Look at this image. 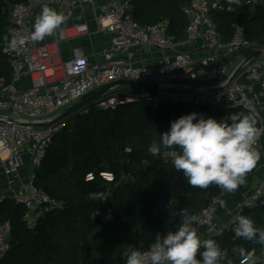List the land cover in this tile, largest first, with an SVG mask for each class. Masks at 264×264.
Masks as SVG:
<instances>
[{
  "label": "built area",
  "instance_id": "obj_1",
  "mask_svg": "<svg viewBox=\"0 0 264 264\" xmlns=\"http://www.w3.org/2000/svg\"><path fill=\"white\" fill-rule=\"evenodd\" d=\"M6 1L11 27L4 53L12 69V79L7 84L0 79V206L6 199L23 206L27 226L35 227L48 210L64 207L36 183V168L44 160L54 136L66 123L52 122L65 109L105 84L137 80L157 85L160 91L150 99L155 104L241 108L256 116L259 135L255 146L263 140L262 93L255 90L253 84L257 81L264 90L260 71L264 41L247 39L244 28L238 23L234 24L231 39L225 41L214 18V13L230 12L243 0H193L183 9L187 28L182 41H176L169 33L167 22L149 26L136 23L131 16L132 0ZM258 2L248 0L247 4ZM44 5L63 13L66 21L42 41L13 47V39L28 37L33 31L35 18ZM86 7L93 13L95 28L88 18H83ZM92 34H104L110 39L97 53L98 58L92 59L80 48L72 49L68 57L63 55V42ZM143 53L157 56L153 61H142ZM234 57L239 59L235 61ZM243 62L237 77L227 85L235 68ZM216 79L222 80L216 90L196 84ZM118 87L124 88L119 91L124 97L120 103L115 91ZM118 87L95 105L109 109L138 100L135 93L126 91L127 86ZM178 152V149L165 150L162 158L173 164ZM102 175L107 181H114L112 173ZM92 177L89 175L90 179ZM217 188L218 193L210 197L206 207L191 216L197 232L208 228L209 223L216 227L219 213L232 212L228 206V191ZM263 196L264 177L251 193L237 200L231 219L217 228L218 233L229 232L236 218L245 209L256 207ZM11 237L10 222H0V260L11 250ZM226 253V249L221 248L222 259L218 264H228ZM261 253L264 254V250ZM244 263L264 264V255L250 256Z\"/></svg>",
  "mask_w": 264,
  "mask_h": 264
},
{
  "label": "trees",
  "instance_id": "obj_2",
  "mask_svg": "<svg viewBox=\"0 0 264 264\" xmlns=\"http://www.w3.org/2000/svg\"><path fill=\"white\" fill-rule=\"evenodd\" d=\"M192 1L132 0L131 16L141 26L167 22L169 33L182 41L187 28L183 9ZM243 1L230 12L214 13L224 40L231 39L238 23L247 39L264 41V0L257 4ZM10 27L7 1L0 0V79L6 84L12 79L4 53ZM182 105L155 104L139 97L115 108L93 105L89 115L67 121L36 168L37 186L64 207L48 210L35 227H29L23 220V206L13 200L8 204L11 199H6L0 206V222L12 226L11 250L0 264H124L122 254L128 245L145 252L157 234L175 231L181 223L177 215L180 209L187 208L190 216L203 210L218 193L216 185L206 189L189 185L183 173L162 158L165 150L177 148H162L156 156L148 148L154 141L159 143L160 134L182 115L196 112L220 120L250 112ZM102 173H112L114 181H107ZM128 177L132 182L119 186ZM106 215L110 218L105 219ZM241 215L264 230V196ZM233 226L214 239L226 249L228 264H243L260 254L264 245L235 237ZM234 248H242L244 254L234 252Z\"/></svg>",
  "mask_w": 264,
  "mask_h": 264
},
{
  "label": "clouds",
  "instance_id": "obj_3",
  "mask_svg": "<svg viewBox=\"0 0 264 264\" xmlns=\"http://www.w3.org/2000/svg\"><path fill=\"white\" fill-rule=\"evenodd\" d=\"M65 21L63 13L44 5L30 35L13 39L11 43L15 47L42 41L52 36ZM256 124L254 113H234L217 120L193 112L171 121L169 130L160 134L159 143L150 144L148 152L156 156L162 148H177L179 152L173 166L183 173L189 185L201 189L216 185L232 192L245 183L247 174L261 158L254 147L259 135ZM177 215L181 219L177 229L157 234L147 252L128 245L122 254L124 264H218L222 254L213 238L219 234L215 225L209 223L208 238L202 240L187 208L180 209ZM233 232L237 238L264 245V230L257 228L249 217L238 216ZM233 251L244 254L242 248Z\"/></svg>",
  "mask_w": 264,
  "mask_h": 264
},
{
  "label": "crops",
  "instance_id": "obj_4",
  "mask_svg": "<svg viewBox=\"0 0 264 264\" xmlns=\"http://www.w3.org/2000/svg\"><path fill=\"white\" fill-rule=\"evenodd\" d=\"M83 18H88L90 21L91 26L95 28V23L93 21V13H91L90 9L86 7L84 9L83 13ZM110 42L109 36L104 35V34H92V35H86L82 37H75L69 41H65L61 44V49L63 51V55L65 57H68L74 48H80L81 51L90 56L92 59L98 58L97 53L101 51V49L108 45ZM195 56H200V54ZM141 59L142 61H153V59L157 56L156 53H143L141 54ZM235 61L239 59V57H234ZM261 61L263 62L262 68H261V75L262 78L264 79V54L261 55L260 57ZM25 84L29 83V81H24ZM222 80L221 79H216L209 81L207 83H196L199 86H204L207 90L209 88H217L219 85H221ZM254 88L255 90L260 92V101L263 104V115H264V90L261 88L260 83L257 81H254ZM261 154L260 160L257 162L256 166L252 169L251 172L247 174L246 181L245 183L238 187L237 190L228 192L227 193V199H228V206L229 209L232 211L231 213H219L217 220H216V228H221L227 223L231 217L232 214L235 211L236 207V202L239 200L243 195H248L251 193L259 184L260 180L264 177V138L263 140L260 141V143L256 146H254ZM207 227H204L200 231H198V235L200 236L201 239L203 238H208L207 236ZM219 235V234H217ZM217 235H214L213 238ZM263 253L258 254L256 257L259 258L263 256ZM199 259V257L197 256ZM248 262V261H246ZM243 264H253V263H243Z\"/></svg>",
  "mask_w": 264,
  "mask_h": 264
},
{
  "label": "water",
  "instance_id": "obj_5",
  "mask_svg": "<svg viewBox=\"0 0 264 264\" xmlns=\"http://www.w3.org/2000/svg\"><path fill=\"white\" fill-rule=\"evenodd\" d=\"M243 65H244V62L235 68V70L233 71V73L231 74L227 82V85L237 77ZM118 86H127L128 87V89L126 90L127 92L135 93L138 97H145L149 100L154 98L160 91L159 86L146 85L142 81H137V80L114 81V82L103 85L97 91H95L92 95L82 99L81 101L75 103L71 107H68L67 109H65L64 112L61 115H59L52 123H56L59 121L67 122V121L73 120L74 118L82 115L85 109L92 107L99 100L104 98L106 95L111 94V92L114 91V88ZM216 89L218 88H209L208 90H216ZM127 182H132V178L131 177L123 178L120 181L119 186H122Z\"/></svg>",
  "mask_w": 264,
  "mask_h": 264
},
{
  "label": "rangeland",
  "instance_id": "obj_6",
  "mask_svg": "<svg viewBox=\"0 0 264 264\" xmlns=\"http://www.w3.org/2000/svg\"><path fill=\"white\" fill-rule=\"evenodd\" d=\"M121 89H124V88H122V87H118V88H116L115 89V91L118 93V94H116V97H117V101L120 103L121 101H124V97H123V95H122V93H120L121 91ZM120 91V92H119ZM180 105H182V104H180ZM183 106V105H182ZM183 109H185V107L183 108ZM222 109H224L223 107L221 108V110ZM90 114V112H89V110H88V112H86V113H84L83 115H89ZM76 123L78 122V121H75ZM74 124V123H73ZM100 196L102 195V194H99ZM11 203H13L12 202V200H10L9 202H8V204H11Z\"/></svg>",
  "mask_w": 264,
  "mask_h": 264
}]
</instances>
